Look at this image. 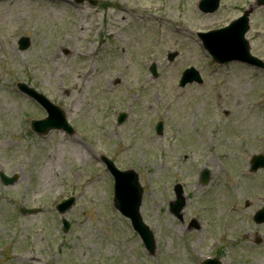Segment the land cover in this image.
Segmentation results:
<instances>
[{
	"label": "rangeland",
	"instance_id": "1",
	"mask_svg": "<svg viewBox=\"0 0 264 264\" xmlns=\"http://www.w3.org/2000/svg\"><path fill=\"white\" fill-rule=\"evenodd\" d=\"M196 2L0 0V173L17 177L0 181V264H264V224L251 221L264 206V170L247 169L264 155V71L216 64L196 35L247 11L250 54L264 61V7L220 0L204 14ZM188 68L202 83L180 88ZM18 84L62 109L74 132L34 134L31 120L46 115ZM101 156L138 173L154 254L114 209ZM203 169L206 189L196 182ZM175 182L186 197L178 217ZM69 197L61 216L55 205Z\"/></svg>",
	"mask_w": 264,
	"mask_h": 264
},
{
	"label": "water",
	"instance_id": "2",
	"mask_svg": "<svg viewBox=\"0 0 264 264\" xmlns=\"http://www.w3.org/2000/svg\"><path fill=\"white\" fill-rule=\"evenodd\" d=\"M205 0L204 3H206ZM212 6L206 8L201 6L202 10L205 12H212L217 8V0H211ZM262 1V0H261ZM263 2V1H262ZM247 13L239 19L233 22L228 28L212 32L206 35H199L203 42L204 48L209 52V54L214 58L216 62H228L231 60L240 61L251 66L264 68V65L257 59L250 56L248 52V47L243 39L244 33L248 30ZM20 49L24 50L28 47V40L19 41ZM199 82L197 72L193 69L187 70L181 80V85L186 82L191 81ZM39 103L48 111L49 117L42 122L41 125L44 126L39 129L38 123H34V130L38 133L46 132L50 128H65L67 127L62 122L60 113H57L56 109L53 108L43 97L36 94L33 95ZM253 169L258 167H264V157H254L252 159ZM114 176L116 177V206L120 212L129 217L134 228L139 232L146 248L149 252L153 251L152 236L148 232L147 228L142 224V221L138 214V208L140 205L141 191L138 188L137 178L132 173H117L112 168ZM2 181L5 184H12L15 178L6 179L2 174L0 175ZM203 183L208 181V172L205 170L202 172ZM135 190V191H133ZM132 198V201H131ZM131 201V202H130ZM183 201L178 199L172 206L171 210L174 213H178L182 208ZM264 216V211L263 214Z\"/></svg>",
	"mask_w": 264,
	"mask_h": 264
}]
</instances>
